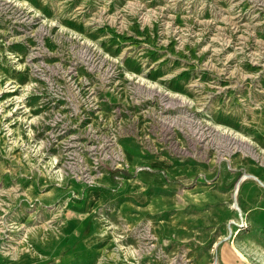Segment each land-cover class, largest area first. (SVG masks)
Here are the masks:
<instances>
[{
  "label": "rangeland",
  "instance_id": "374dc122",
  "mask_svg": "<svg viewBox=\"0 0 264 264\" xmlns=\"http://www.w3.org/2000/svg\"><path fill=\"white\" fill-rule=\"evenodd\" d=\"M210 230L264 264V0H0V264H217Z\"/></svg>",
  "mask_w": 264,
  "mask_h": 264
},
{
  "label": "crops",
  "instance_id": "0c3cea01",
  "mask_svg": "<svg viewBox=\"0 0 264 264\" xmlns=\"http://www.w3.org/2000/svg\"><path fill=\"white\" fill-rule=\"evenodd\" d=\"M149 164H151L152 166H156V163L154 161H151ZM154 174V173H153ZM151 174L149 173L147 170L143 169V171L141 170V172L136 176L134 183L131 184L129 183L130 187L132 186V189L129 192V195H135L137 196L139 199L146 200V208L151 209V211H146V213H154L156 212L154 210L155 208V204L160 200V198L158 197V195L156 194V190L159 187L162 186H169L173 183H176L174 180H166L164 181V183L162 181H160V178L158 175L156 174ZM135 184V185H134ZM247 189V184H244L242 191H246ZM244 191V192H245ZM150 192V193H148ZM121 193H119L118 195L120 196ZM244 193L242 192L241 195V199L240 202L242 203V200L244 202L243 206L246 207L247 204V197H245L243 195ZM164 200V199H163ZM148 209V210H150ZM224 212V213H222ZM145 213H142V215ZM206 214V213H205ZM203 214L202 216L205 218H208L206 220H208V223L215 227L217 226L218 222H221L223 219L225 218H232L233 213L229 212V211H223V209H218L215 211V213H211V214ZM173 218L170 219V221L172 222ZM189 223L188 224H194L195 221L197 220H203L201 219V216H192L189 217ZM204 223V222H203ZM206 224V223H205ZM171 226H174L173 223H170ZM181 227H186V226H181ZM191 228V227H190ZM223 233L221 232L220 234H218V236L215 235V231L214 230H210L208 232L202 233V237H201V241H206L209 243H212V247L210 248L209 252H213V257H215L217 264H239L240 260H239V251L238 249L235 247V244L233 245H217L218 240L217 239H213V237H217L219 238L222 237ZM233 239V238H232ZM202 242L200 244H202ZM237 243V242H236ZM27 264H34L37 262L34 260L31 261H26ZM24 262L22 261H17V262H13V263H1V264H22Z\"/></svg>",
  "mask_w": 264,
  "mask_h": 264
},
{
  "label": "trees",
  "instance_id": "16d2710c",
  "mask_svg": "<svg viewBox=\"0 0 264 264\" xmlns=\"http://www.w3.org/2000/svg\"><path fill=\"white\" fill-rule=\"evenodd\" d=\"M115 172H121V171H115Z\"/></svg>",
  "mask_w": 264,
  "mask_h": 264
}]
</instances>
